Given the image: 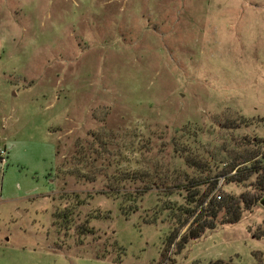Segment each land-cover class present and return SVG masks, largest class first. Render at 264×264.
Masks as SVG:
<instances>
[{"label": "rangeland", "instance_id": "1", "mask_svg": "<svg viewBox=\"0 0 264 264\" xmlns=\"http://www.w3.org/2000/svg\"><path fill=\"white\" fill-rule=\"evenodd\" d=\"M243 137L264 139V0H0V264L264 263L260 204L178 249L194 217L170 246L164 197L134 200L186 151L244 169Z\"/></svg>", "mask_w": 264, "mask_h": 264}, {"label": "trees", "instance_id": "2", "mask_svg": "<svg viewBox=\"0 0 264 264\" xmlns=\"http://www.w3.org/2000/svg\"><path fill=\"white\" fill-rule=\"evenodd\" d=\"M247 122H245V125ZM235 127L231 126V130ZM188 134V133H187ZM189 137V136H187ZM195 137V136H193ZM243 143L245 144L244 150L241 155L242 162L247 163L244 169L237 168V158L229 154L227 157L229 162L223 171L218 172V164L211 161V157L206 154L205 150L202 152H184L186 155H178L176 160L178 161V166L174 169L172 176H168L171 179V183L166 185L164 190H160V185L152 184L144 185L142 188L136 191L134 194V200L137 197L142 198L146 193L152 191L154 188L157 189V196L161 201V196L164 197L165 202L162 204L163 209L166 213L172 211L170 214L176 215L174 220L176 221L177 229L173 228L171 235L168 238V243L170 246L174 244L175 239L178 236L179 228L185 226L193 217L192 223L188 226L185 234L180 239L176 247L181 249L184 244H186L191 239L199 238L207 229H214L217 224H232L239 221L243 215V212L247 209H251L255 205H258L261 198L264 196V139L255 141H248L249 138L243 137ZM247 141V142H246ZM252 147V148H251ZM258 147L261 150H254L253 148ZM224 162L220 164L223 165ZM234 174L228 177L230 173ZM73 173V172H72ZM146 173V174H145ZM148 179L150 178L153 182L157 178L156 174H151V172H139L134 174L133 178L142 179V176ZM225 176L224 184L226 180L228 183L235 182L236 184L246 183L248 180L254 177V182L248 184V186L255 187V192L242 193L240 196L233 195H222L221 190L224 184L219 188V190L211 196L214 192L217 180L219 177ZM117 176L115 179H121ZM139 177V178H138ZM166 178H162L163 183ZM167 179V181H168ZM117 181V180H116ZM143 181V180H142ZM124 190L120 188L113 189L107 193L108 197L119 199L124 197ZM178 193V199L172 201L171 197ZM220 195L221 199L218 200L217 196ZM84 204V200L81 199L80 195L75 194V203L67 204L65 207H58L53 214L55 222L63 223L70 227L74 223V217L76 215V209ZM220 214L221 220L217 222ZM155 217H152L146 222H154ZM89 219L85 220V225L82 226L80 231L83 235L86 233H94L93 228H88L87 224ZM106 255L103 254L102 257ZM208 264H233L231 261L215 260L210 261ZM258 264H264L259 259Z\"/></svg>", "mask_w": 264, "mask_h": 264}, {"label": "built area", "instance_id": "3", "mask_svg": "<svg viewBox=\"0 0 264 264\" xmlns=\"http://www.w3.org/2000/svg\"><path fill=\"white\" fill-rule=\"evenodd\" d=\"M233 173H234V172H233ZM224 180H225V176H221V177L218 178V180H217V184H216V187H215V190H214V192L211 194V196L214 195V194L219 190V188L224 184ZM217 199L220 200V199H221V196L218 195V196H217Z\"/></svg>", "mask_w": 264, "mask_h": 264}, {"label": "water", "instance_id": "4", "mask_svg": "<svg viewBox=\"0 0 264 264\" xmlns=\"http://www.w3.org/2000/svg\"><path fill=\"white\" fill-rule=\"evenodd\" d=\"M259 204H260L262 207H264V196L261 198Z\"/></svg>", "mask_w": 264, "mask_h": 264}]
</instances>
